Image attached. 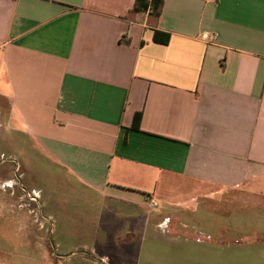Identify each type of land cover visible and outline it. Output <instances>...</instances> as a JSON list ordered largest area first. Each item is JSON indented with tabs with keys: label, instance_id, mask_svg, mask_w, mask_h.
<instances>
[{
	"label": "crops",
	"instance_id": "obj_1",
	"mask_svg": "<svg viewBox=\"0 0 264 264\" xmlns=\"http://www.w3.org/2000/svg\"><path fill=\"white\" fill-rule=\"evenodd\" d=\"M135 3L0 0V94L56 264H178L202 203L264 181V0Z\"/></svg>",
	"mask_w": 264,
	"mask_h": 264
},
{
	"label": "rangeland",
	"instance_id": "obj_2",
	"mask_svg": "<svg viewBox=\"0 0 264 264\" xmlns=\"http://www.w3.org/2000/svg\"><path fill=\"white\" fill-rule=\"evenodd\" d=\"M2 72L4 74L0 64V74ZM9 103V99L0 94V264H56L52 229L42 211L38 191L30 189L24 179L23 142L18 137L20 132L11 131ZM9 134L16 136L14 145L8 141ZM247 187L249 191H239L235 197L224 195L208 206L202 203L199 210L207 213L206 225L202 224L200 229L189 226L190 230L198 232L199 241L185 242L186 246L194 248L186 252L183 260L176 261L178 264H264V240L256 238L264 234L261 229L264 227V181ZM153 201L160 207V202ZM208 207L220 209L218 220L212 218ZM194 215L186 219L189 224ZM220 230L222 237L215 238L214 231L218 235ZM237 239L238 244L231 243ZM76 241L86 242V239ZM151 248L154 255L174 252L170 244H160L156 251Z\"/></svg>",
	"mask_w": 264,
	"mask_h": 264
},
{
	"label": "trees",
	"instance_id": "obj_3",
	"mask_svg": "<svg viewBox=\"0 0 264 264\" xmlns=\"http://www.w3.org/2000/svg\"><path fill=\"white\" fill-rule=\"evenodd\" d=\"M164 3V0H136L135 6L133 8L134 11H146L149 6L153 8V11L157 14L160 13V7ZM140 120V116L138 115V121ZM264 229V227H261ZM256 234V233H255ZM256 236V235H255ZM256 238H264L263 236H257Z\"/></svg>",
	"mask_w": 264,
	"mask_h": 264
},
{
	"label": "built area",
	"instance_id": "obj_4",
	"mask_svg": "<svg viewBox=\"0 0 264 264\" xmlns=\"http://www.w3.org/2000/svg\"><path fill=\"white\" fill-rule=\"evenodd\" d=\"M151 205L155 207V206H157V203L153 201V202H151Z\"/></svg>",
	"mask_w": 264,
	"mask_h": 264
}]
</instances>
